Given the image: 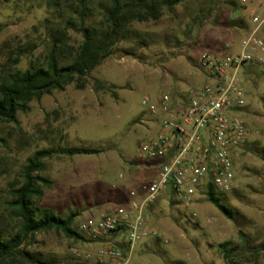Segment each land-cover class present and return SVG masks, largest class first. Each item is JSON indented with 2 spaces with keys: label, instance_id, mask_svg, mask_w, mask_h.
Segmentation results:
<instances>
[{
  "label": "rangeland",
  "instance_id": "374dc122",
  "mask_svg": "<svg viewBox=\"0 0 264 264\" xmlns=\"http://www.w3.org/2000/svg\"><path fill=\"white\" fill-rule=\"evenodd\" d=\"M106 6L107 0H87L82 17L76 0H0V46L11 40L14 47L28 51L18 65L22 71L46 65L52 47L49 29L69 26L68 44L77 48L83 40L78 29H100ZM254 14L264 17V0H183L174 13L165 9L158 21L134 23L131 28L137 34L114 47L88 76L85 89L71 84L54 90L19 112L17 122L0 123V229L5 236L21 226L10 206L11 190L23 183L27 159L38 150L102 151L44 159L46 169L40 174L50 184L43 185L44 196L35 199L38 209L62 217L76 213L73 228L82 234L83 220L126 204L129 191L148 176L139 145L160 130L144 98L156 101L165 93L179 98L203 85L207 78L199 70L200 54L237 53L255 27ZM259 36L264 39V25ZM239 78L246 104L232 115L244 121L246 141L235 162L234 190L218 192L235 218L221 213L206 190L190 204L172 192L146 212L147 225L159 230L162 239L142 241L130 256L131 264H264V65L245 66ZM225 242L236 248L229 262L220 249ZM110 246L126 250L121 233L82 241L51 230L25 240L20 249L28 258L17 255L0 259V264H108L75 259L73 251Z\"/></svg>",
  "mask_w": 264,
  "mask_h": 264
},
{
  "label": "built area",
  "instance_id": "2783aa9c",
  "mask_svg": "<svg viewBox=\"0 0 264 264\" xmlns=\"http://www.w3.org/2000/svg\"><path fill=\"white\" fill-rule=\"evenodd\" d=\"M248 1L241 0L244 4ZM252 21L255 27L237 53L200 54L199 70L207 78L203 85L179 98L168 93L156 101L144 98L143 105L160 124L157 134L139 145L147 165L155 170L154 176L130 190L126 204L79 225V231L91 241L121 233L126 250L111 246L95 252L75 250V259L131 264L130 256L142 241L162 239L159 230L147 225L146 212L164 191L171 190L179 201L190 204L210 186L220 193L234 190L235 162L247 135L244 121L232 115L246 104L239 73L250 64L264 65V39L259 36L264 17L254 14Z\"/></svg>",
  "mask_w": 264,
  "mask_h": 264
},
{
  "label": "trees",
  "instance_id": "16d2710c",
  "mask_svg": "<svg viewBox=\"0 0 264 264\" xmlns=\"http://www.w3.org/2000/svg\"><path fill=\"white\" fill-rule=\"evenodd\" d=\"M182 1L107 0L100 29L94 26L79 28L83 40L77 48L68 44L69 26L49 29L52 47L46 65L33 66L25 71L18 69V65L28 51L20 46L14 47L11 40L3 42L0 46V58L3 59L0 62V123L17 122L19 112L27 111L31 102L40 101L54 90L63 91L71 84H75L78 89H85L88 76L112 54L114 47L137 34L131 28L134 23L158 21L163 17L165 9L174 13L175 6ZM76 2L80 8V15L85 17L87 0ZM101 152L100 149L94 148L60 147L38 150L27 159L23 183L11 190L10 206L21 219V226L9 237L0 229L1 260L17 255L22 259L28 258V254L20 247L25 240L39 232L56 230L70 239L89 241L73 228L76 213L62 217L49 210H40L36 207L35 199L42 198L44 196L42 186L50 184L49 180L40 174L46 169L44 159L55 155H95ZM206 195L227 218H235L236 212L224 203V198L213 187L210 186L206 190ZM220 249L228 262L236 252V248L231 247L230 242L221 244ZM33 263L53 262L34 260Z\"/></svg>",
  "mask_w": 264,
  "mask_h": 264
},
{
  "label": "crops",
  "instance_id": "0c3cea01",
  "mask_svg": "<svg viewBox=\"0 0 264 264\" xmlns=\"http://www.w3.org/2000/svg\"><path fill=\"white\" fill-rule=\"evenodd\" d=\"M146 173H148V176H147V178H145V179H147V180H149V179H151L153 176H154V174H155V170L154 169H152V168H150L149 167V170H148V172H146ZM144 179V180H145ZM134 181V180H133ZM144 182V181H143ZM135 185V184H134ZM138 187H135L134 189H137ZM133 190V189H132ZM126 191V190H125ZM169 194H172V191L171 190H168V191H164V192H162L161 193V195L159 196V199H158V202H157V204L159 203V201H161V199L164 197V196H166V195H169ZM156 206V205H155ZM153 207V206H152ZM106 262H108V264H111L112 263V261L111 260H105Z\"/></svg>",
  "mask_w": 264,
  "mask_h": 264
}]
</instances>
